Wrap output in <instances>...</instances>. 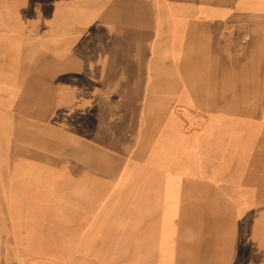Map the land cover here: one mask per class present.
Wrapping results in <instances>:
<instances>
[{
    "label": "rangeland",
    "instance_id": "obj_1",
    "mask_svg": "<svg viewBox=\"0 0 264 264\" xmlns=\"http://www.w3.org/2000/svg\"><path fill=\"white\" fill-rule=\"evenodd\" d=\"M67 4L0 29V264H264V40L176 58L165 27L108 93L96 24L140 7Z\"/></svg>",
    "mask_w": 264,
    "mask_h": 264
},
{
    "label": "crops",
    "instance_id": "obj_2",
    "mask_svg": "<svg viewBox=\"0 0 264 264\" xmlns=\"http://www.w3.org/2000/svg\"><path fill=\"white\" fill-rule=\"evenodd\" d=\"M33 2L0 0V29L9 28L4 15L14 21L21 14L34 12ZM68 2L45 0V5L49 13L63 14L67 12L64 8ZM100 5L116 8L112 11L116 14L134 12L132 8L139 6L140 10L135 12L142 15L136 25L126 20L116 21L113 25L96 24V29L115 30V36L96 37V78H117V84L127 86L124 91L110 90L105 86L108 93H126L129 84L124 78L149 77L152 46L159 38V31L165 27L169 31L168 44L186 45L183 50H172L176 58L189 54L199 31H203L206 41L220 49L238 45L248 51L264 40V0H96V13L100 12L97 9ZM129 30L136 31L134 36L131 33L129 37ZM244 39L247 41L242 44ZM137 63H141L140 68ZM2 248L0 246V250Z\"/></svg>",
    "mask_w": 264,
    "mask_h": 264
},
{
    "label": "bare ground",
    "instance_id": "obj_3",
    "mask_svg": "<svg viewBox=\"0 0 264 264\" xmlns=\"http://www.w3.org/2000/svg\"><path fill=\"white\" fill-rule=\"evenodd\" d=\"M165 148V147H164ZM133 223V222H132Z\"/></svg>",
    "mask_w": 264,
    "mask_h": 264
}]
</instances>
